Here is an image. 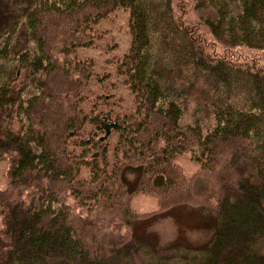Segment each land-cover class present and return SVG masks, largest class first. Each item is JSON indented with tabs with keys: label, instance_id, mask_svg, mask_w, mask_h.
<instances>
[{
	"label": "trees",
	"instance_id": "1",
	"mask_svg": "<svg viewBox=\"0 0 264 264\" xmlns=\"http://www.w3.org/2000/svg\"><path fill=\"white\" fill-rule=\"evenodd\" d=\"M0 31V264H264V67L206 39L264 52V0H6ZM188 154L232 180L210 237L130 236Z\"/></svg>",
	"mask_w": 264,
	"mask_h": 264
},
{
	"label": "rangeland",
	"instance_id": "2",
	"mask_svg": "<svg viewBox=\"0 0 264 264\" xmlns=\"http://www.w3.org/2000/svg\"><path fill=\"white\" fill-rule=\"evenodd\" d=\"M6 0H0V23L2 21V8ZM20 5V0H15ZM7 9V8H6ZM8 19H12L16 15L12 7H8ZM190 19L188 16L186 20ZM124 26H119L118 31H121ZM203 29V28H202ZM1 32V31H0ZM201 32V31H200ZM209 47H214L220 57H227L230 52L236 62L242 65L255 63V67H264V52L258 50L249 51L246 48H232L226 50L223 47L216 45L215 42L209 41L211 36H206ZM212 51V49H210ZM87 56H92L96 61V69L104 70L105 67L98 61L95 54L88 52ZM264 71V70H263ZM2 120H0V125ZM1 129V127H0ZM178 163L181 164L178 169L183 173L184 182L178 181L175 188L177 190L170 194L153 193L145 194L139 192L129 199L127 207L132 208L131 213L138 218L131 228L130 236L138 237L137 232L143 230V225L149 222L147 232L145 233L146 242H154L162 247L168 244L173 239H180L184 243L197 244L200 241L208 239L211 235V229L214 226L213 221L204 217L206 215H217L220 213L218 208V200L221 195L222 179L229 180L231 183L230 173L224 171V162L217 163L211 171L201 169L200 165L191 161L189 154L184 157H178ZM200 168V171L196 170ZM10 171L8 160H0V188H6L7 175ZM227 184V185H228ZM226 192V190H225ZM173 200V202H170ZM86 208V207H84ZM106 214L103 213V216ZM130 216V215H129ZM116 224V217L113 216ZM119 234L128 235L129 229L126 226L119 224ZM233 257L237 258L236 251L228 257L230 260Z\"/></svg>",
	"mask_w": 264,
	"mask_h": 264
},
{
	"label": "bare ground",
	"instance_id": "3",
	"mask_svg": "<svg viewBox=\"0 0 264 264\" xmlns=\"http://www.w3.org/2000/svg\"><path fill=\"white\" fill-rule=\"evenodd\" d=\"M142 145L144 146V148H145V146L146 147H149L150 145H149V140H147L146 141V143L144 142V140H142ZM151 146H153L152 144H151ZM150 148V147H149ZM152 149V148H151ZM153 150V149H152ZM170 202H173V200H171Z\"/></svg>",
	"mask_w": 264,
	"mask_h": 264
}]
</instances>
